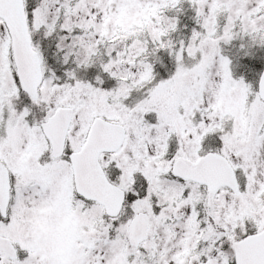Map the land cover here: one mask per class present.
Here are the masks:
<instances>
[{
    "label": "snow or ice",
    "instance_id": "1",
    "mask_svg": "<svg viewBox=\"0 0 264 264\" xmlns=\"http://www.w3.org/2000/svg\"><path fill=\"white\" fill-rule=\"evenodd\" d=\"M259 50L264 0H0V264H264Z\"/></svg>",
    "mask_w": 264,
    "mask_h": 264
},
{
    "label": "rangeland",
    "instance_id": "2",
    "mask_svg": "<svg viewBox=\"0 0 264 264\" xmlns=\"http://www.w3.org/2000/svg\"><path fill=\"white\" fill-rule=\"evenodd\" d=\"M185 8H187V5H185ZM190 10H188V11H185V12H189ZM191 12V11H190ZM182 25H183V23H182ZM261 54H263L264 55V50H259L257 53H256V57L253 59V60H255L256 59V62L258 63L259 61H260V55ZM236 69H241V68H236ZM239 73H241V74H243V73H245V74H243L244 75V77L246 78V80L248 81V82H251V83H255V81H256V79L258 78V76H257V74H256V72H249V71H246V70H244V69H241V71H239ZM234 74H235V72H234Z\"/></svg>",
    "mask_w": 264,
    "mask_h": 264
},
{
    "label": "trees",
    "instance_id": "3",
    "mask_svg": "<svg viewBox=\"0 0 264 264\" xmlns=\"http://www.w3.org/2000/svg\"><path fill=\"white\" fill-rule=\"evenodd\" d=\"M185 9H186V11L190 10L188 7ZM190 11L184 13V15L181 17V22L188 23V24L191 23L189 17L192 15V13ZM253 64H254V71L253 72H256V74H257L259 72V70H261V68H262V60H260L258 63L256 62V60H253ZM237 75H239V74H237Z\"/></svg>",
    "mask_w": 264,
    "mask_h": 264
}]
</instances>
